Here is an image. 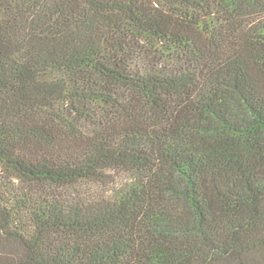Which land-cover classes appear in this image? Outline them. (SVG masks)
Instances as JSON below:
<instances>
[{"label":"trees","instance_id":"obj_1","mask_svg":"<svg viewBox=\"0 0 264 264\" xmlns=\"http://www.w3.org/2000/svg\"><path fill=\"white\" fill-rule=\"evenodd\" d=\"M0 264H264V0H0Z\"/></svg>","mask_w":264,"mask_h":264},{"label":"rangeland","instance_id":"obj_2","mask_svg":"<svg viewBox=\"0 0 264 264\" xmlns=\"http://www.w3.org/2000/svg\"><path fill=\"white\" fill-rule=\"evenodd\" d=\"M124 179H125V177H124ZM124 179H123V178H121V179H120V182H121V181H123Z\"/></svg>","mask_w":264,"mask_h":264}]
</instances>
